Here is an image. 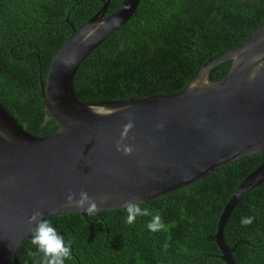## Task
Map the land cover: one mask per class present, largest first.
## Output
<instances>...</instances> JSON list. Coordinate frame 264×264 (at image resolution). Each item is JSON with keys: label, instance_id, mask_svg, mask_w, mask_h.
<instances>
[{"label": "trees", "instance_id": "1", "mask_svg": "<svg viewBox=\"0 0 264 264\" xmlns=\"http://www.w3.org/2000/svg\"><path fill=\"white\" fill-rule=\"evenodd\" d=\"M103 1L0 0V104L33 136L58 128L41 89L54 55ZM122 2L110 0L104 17ZM263 25L264 0H140L130 19L81 62L74 92L84 103L183 92L204 64ZM231 63L212 68L209 81L224 78ZM263 162L264 151L141 203L166 225L156 233L146 227L152 215L129 225L125 209L46 219L72 244L65 264H226L215 240L219 218L239 184ZM247 216L255 219L244 226L241 218ZM222 236L234 264H264V183L243 195ZM42 259L31 239L17 254L18 264Z\"/></svg>", "mask_w": 264, "mask_h": 264}, {"label": "water", "instance_id": "2", "mask_svg": "<svg viewBox=\"0 0 264 264\" xmlns=\"http://www.w3.org/2000/svg\"><path fill=\"white\" fill-rule=\"evenodd\" d=\"M110 0L85 24L73 28L50 64L42 101L58 128L38 138L0 104V264H18L32 239L28 218L79 213L67 195L87 191L99 211L124 209L185 188L237 161L264 151V25L237 47L208 61L180 93L99 103L82 102L73 89L81 62L134 14L140 0H123L104 17ZM231 61L221 80L215 66ZM131 124L123 144L117 143ZM264 183V162L231 195L215 235L221 259L234 264L222 231L248 191ZM107 196L106 202L100 197ZM139 202V201H137ZM86 213V212H85Z\"/></svg>", "mask_w": 264, "mask_h": 264}, {"label": "clouds", "instance_id": "3", "mask_svg": "<svg viewBox=\"0 0 264 264\" xmlns=\"http://www.w3.org/2000/svg\"><path fill=\"white\" fill-rule=\"evenodd\" d=\"M131 127V124L125 126V131L121 134V141L117 143V151L122 152L126 156L133 151L130 146L123 144L127 131ZM108 199L109 197L107 196L100 197L101 202H106ZM141 203L138 196H133L131 199L124 201L123 207L127 212L126 223L134 225L137 217L152 215V219L146 224L147 229L152 233L165 230L166 225L162 221L161 216L159 214L153 215L148 208H142ZM67 205L81 209L88 216H92L100 210L97 200L83 190L79 192V199H77L75 192H70L67 195ZM254 219L251 216L242 217L241 224L248 226L254 222ZM28 224L30 226L35 225V227L31 228V243L37 247L39 253L43 254L41 264H65L66 260L72 259L71 242L66 241L65 237L52 225V222L44 218L42 211H34L28 218Z\"/></svg>", "mask_w": 264, "mask_h": 264}]
</instances>
